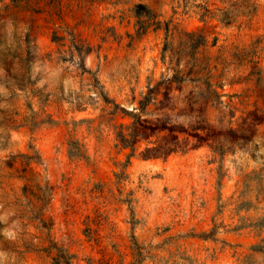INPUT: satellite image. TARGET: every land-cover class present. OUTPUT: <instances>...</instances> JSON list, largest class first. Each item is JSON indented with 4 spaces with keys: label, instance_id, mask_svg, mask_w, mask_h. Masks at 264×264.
I'll return each instance as SVG.
<instances>
[{
    "label": "rangeland",
    "instance_id": "1",
    "mask_svg": "<svg viewBox=\"0 0 264 264\" xmlns=\"http://www.w3.org/2000/svg\"><path fill=\"white\" fill-rule=\"evenodd\" d=\"M0 264H264V0H0Z\"/></svg>",
    "mask_w": 264,
    "mask_h": 264
}]
</instances>
